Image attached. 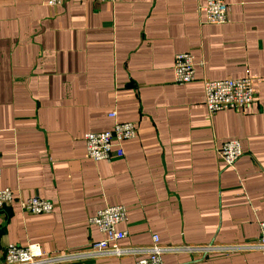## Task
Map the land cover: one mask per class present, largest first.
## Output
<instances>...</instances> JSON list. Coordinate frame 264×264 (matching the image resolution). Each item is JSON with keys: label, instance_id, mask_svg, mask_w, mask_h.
<instances>
[{"label": "crops", "instance_id": "obj_1", "mask_svg": "<svg viewBox=\"0 0 264 264\" xmlns=\"http://www.w3.org/2000/svg\"><path fill=\"white\" fill-rule=\"evenodd\" d=\"M226 23L204 21L205 0H0V261L9 243L45 253L103 238L88 218L123 204L121 244L221 246L254 241L264 220V0H224ZM189 51L195 79L174 81ZM250 77V110L209 116L204 79ZM115 112V117L110 114ZM135 124L124 154L93 161L83 134ZM244 150L228 166L217 149ZM54 203L29 214L20 200ZM168 264H264V252L164 254ZM134 256L62 264H134Z\"/></svg>", "mask_w": 264, "mask_h": 264}, {"label": "built area", "instance_id": "obj_2", "mask_svg": "<svg viewBox=\"0 0 264 264\" xmlns=\"http://www.w3.org/2000/svg\"><path fill=\"white\" fill-rule=\"evenodd\" d=\"M98 2H110L114 0H93ZM63 0H45L49 6H59ZM197 12L202 15L207 23L221 24L230 20V6L224 0H205ZM194 56L189 51L176 53L173 58L172 72L174 81L185 84L195 79ZM204 92V106L209 116L219 111L250 110L254 106L255 88L250 77L204 79L202 84ZM115 117V112L110 114ZM137 127L129 121H118L110 130L100 132H86L83 134L86 156L93 161L110 160L112 157L124 154L123 141L135 137ZM244 150L241 141L237 139L225 140L217 149V154L228 166H234L240 159ZM14 202L9 188L0 189V208ZM21 209L29 214H49L54 203L50 199L38 196L28 197L19 201ZM128 213L123 204L105 206L88 218V223L94 225L103 236L102 239L89 243L79 250L54 251L45 253L36 242L25 246L9 243L5 246V254L0 264H62L88 259H102L103 257L134 256V264H168L162 259L164 254L173 253H197L207 255L216 251L250 250L264 252V220L259 224L260 235L254 241L244 245H161L159 237L155 233L151 242L145 246L129 247L121 244L127 237L128 231L118 229V225L125 222Z\"/></svg>", "mask_w": 264, "mask_h": 264}]
</instances>
